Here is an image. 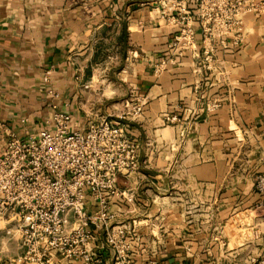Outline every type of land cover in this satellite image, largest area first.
I'll list each match as a JSON object with an SVG mask.
<instances>
[{"label":"crops","instance_id":"obj_1","mask_svg":"<svg viewBox=\"0 0 264 264\" xmlns=\"http://www.w3.org/2000/svg\"><path fill=\"white\" fill-rule=\"evenodd\" d=\"M85 3L0 0V123L18 136L33 135L51 126L56 103L72 114V129H83L90 109L110 115L109 103L120 111L138 97L143 113L129 122L139 144L138 169L117 179L119 190L134 199H110L114 223L126 225L134 238L130 264H211L198 255L213 250L232 259L222 264L235 263L251 242L264 254V196L238 213V203L217 198L218 174L233 172V157L243 154L264 171V12L242 14L243 40L235 44L232 34L203 42L196 0ZM173 3L175 13L191 17L195 34L179 57L170 48L177 30L170 20ZM47 69L56 99L40 91ZM212 102L220 107L210 112ZM250 166L248 173L259 172ZM180 188L207 190L206 197L191 199L192 211L180 210ZM224 236L228 241L219 242ZM188 240L191 251L184 246ZM97 244L101 264H113L101 237ZM21 253L0 230V264H16Z\"/></svg>","mask_w":264,"mask_h":264},{"label":"built area","instance_id":"obj_2","mask_svg":"<svg viewBox=\"0 0 264 264\" xmlns=\"http://www.w3.org/2000/svg\"><path fill=\"white\" fill-rule=\"evenodd\" d=\"M203 42L232 34L235 44L243 40L241 16L264 12V3L253 0H196ZM170 20L177 27L170 48L176 57L194 43L191 17L175 13ZM163 63H161L162 65ZM52 69L43 76L40 89L56 99L50 83ZM219 102L207 105L215 111ZM51 126L33 135L18 136L0 123V230L16 241L22 253L16 264H60L64 260L101 264L95 255L97 240L112 255L113 264H129L132 251L129 229L115 224L110 199L133 202L134 194L120 191L118 176L138 169V142L129 132V122L144 110L140 98L125 101L117 115L89 114L83 129H72L73 117L51 103ZM109 116H113L110 118ZM172 120L175 117L171 118ZM264 194V174L256 181ZM88 203L92 208H88ZM264 264V261L261 262Z\"/></svg>","mask_w":264,"mask_h":264},{"label":"rangeland","instance_id":"obj_3","mask_svg":"<svg viewBox=\"0 0 264 264\" xmlns=\"http://www.w3.org/2000/svg\"><path fill=\"white\" fill-rule=\"evenodd\" d=\"M86 1L87 0H72V3L75 6H81ZM88 1L92 3L95 0H88ZM112 104H115V103H109L108 104V107L110 109V115H114V114L117 115V114H120L122 111H124V109L120 110V111L113 110ZM89 112H90V114L91 113L98 114V112L96 110H93V109H90ZM98 115H100V114H98ZM109 117L113 118V116H109ZM249 145L251 146V143ZM227 160H229V159L227 158ZM230 160H231V162H233V165H234L233 166V172L232 173H229V172L225 173V172H223L224 170H222V173L218 174V182L222 183V188L220 190H217V198L219 201L222 199V200H229V201H234L235 203H238V206H235L234 207L235 209H233V212L235 211V213L236 212L238 213L242 210L240 208H243V206H246L247 204L250 205V206H248V209L255 207L256 206V196H259V198L261 196H264V194H260L256 190V187H255L258 176L260 174H264V171L262 169L261 164L255 163V166H253L252 162L250 161L251 159L243 157V154H241L240 156H237V157H233ZM250 164L252 165V166H250L251 168H256L257 170H259V172H257V173L249 172L248 173V169H246V167H248V165H250ZM257 165H258V167H256ZM219 169H222V168H219ZM184 177H186V175L181 173L180 174V182L184 181L183 180ZM206 192H207V190L204 192L202 190H198V191H195V190L187 191L186 190L185 191V190L180 188V210L184 209L186 211H189V210L192 211L193 210V208H192L193 204H192V202H190V200L191 199L200 200V198H205ZM231 234H232V237L235 236L234 240L231 242V245H236L237 239H238L237 238L238 235L236 234V230H233V233H231ZM243 236L248 241L254 239L252 234L248 235L246 233H243L242 235H240V237H243ZM232 237H230V238H232ZM181 238H180V243H182ZM186 238H188V237H186ZM133 239H131V243L133 242ZM200 240H201V237H199V235H197L195 238V241H196L198 246L203 245V243H199ZM218 241L219 242L220 241L225 242V241H228V238H226L224 236V237H222V239L218 238ZM218 241H217V244H213L214 249L216 248V246H218V243H219ZM187 242L190 244L184 243V246H189V249L191 251L190 246L192 245L193 241L188 240ZM205 245H208V242H206ZM249 245L250 246L248 247V251H245L244 253L237 255V258H236L237 261L235 263L227 262V264H240L242 261L247 262L248 264H261V262L264 261V254L255 253L256 248H257L256 242H251ZM213 251L214 252H212L210 254L199 253L198 258L203 259V260L207 259L206 261H209L211 264H222V262L225 261L226 259L232 260L229 258L230 256H228V254H226V253L221 254L220 252H216L215 250H213ZM193 257H195V254L193 255Z\"/></svg>","mask_w":264,"mask_h":264}]
</instances>
